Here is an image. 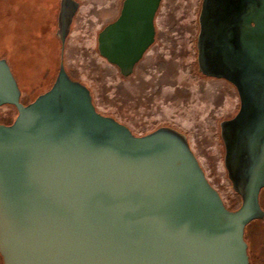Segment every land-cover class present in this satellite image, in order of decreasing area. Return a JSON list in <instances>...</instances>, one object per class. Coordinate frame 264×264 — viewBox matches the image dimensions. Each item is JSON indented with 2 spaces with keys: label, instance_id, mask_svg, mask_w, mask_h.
I'll use <instances>...</instances> for the list:
<instances>
[{
  "label": "water",
  "instance_id": "1",
  "mask_svg": "<svg viewBox=\"0 0 264 264\" xmlns=\"http://www.w3.org/2000/svg\"><path fill=\"white\" fill-rule=\"evenodd\" d=\"M159 3L123 0L98 32V53L123 76L153 42ZM199 22V64L214 69L206 74L242 94L246 78L264 82V0H202ZM4 105L16 115L0 123L2 264L249 263L243 233L259 217L264 136L241 205L230 210L183 134H134L100 113L62 62L50 88L22 104L0 58Z\"/></svg>",
  "mask_w": 264,
  "mask_h": 264
},
{
  "label": "rangeland",
  "instance_id": "2",
  "mask_svg": "<svg viewBox=\"0 0 264 264\" xmlns=\"http://www.w3.org/2000/svg\"><path fill=\"white\" fill-rule=\"evenodd\" d=\"M200 1L161 0L155 41L124 77L96 48L98 30L117 16L121 0H75L61 45L52 37L58 0H0V58L9 65L24 103L50 86L61 61L89 89L96 109L134 134L159 127L180 132L224 203L238 206L222 157L216 154L222 148L219 119L233 109L235 97L225 94L218 106L201 92L202 87H231L197 72L194 41ZM15 115L14 107H0V121H12ZM247 231L250 252L257 255L253 264H264V225L251 220Z\"/></svg>",
  "mask_w": 264,
  "mask_h": 264
},
{
  "label": "flooded vegetation",
  "instance_id": "3",
  "mask_svg": "<svg viewBox=\"0 0 264 264\" xmlns=\"http://www.w3.org/2000/svg\"><path fill=\"white\" fill-rule=\"evenodd\" d=\"M122 3L123 0H121L120 2V7L117 16L120 13ZM201 3L202 0L199 3V10L196 20L197 34L194 41L197 72L205 77L222 80L231 87L230 89L226 88L225 90H221V88H216V87H212V88L202 87L201 92L206 99L207 97L210 98L214 102V104H217L218 106H220V104L221 105L223 104V100H224L223 98L225 97V94H229L235 97V104L233 109L229 113H227L224 117L219 119V139L222 143L221 145L222 148L219 149L218 152H216V154L217 156L222 157L226 178L228 180V183L231 187L233 194L235 195L234 197L235 201H233V203L239 202L238 206L235 205L228 206L225 203L224 204L228 209L236 210L241 205L242 187L243 185H245L247 181V178L251 172V168H253L252 165L254 164V161L259 156L260 153L259 148L264 136L263 134L264 133V82L262 80H258L254 76L253 77L250 76L246 78L243 83L244 94H242L235 86V84L232 83L230 80L224 77L208 75L205 73V70H208L209 72L214 71L213 68L204 67V66L200 67L198 60L199 45H198L197 35L200 26L199 13L201 9ZM75 4H76L75 0H66L64 2V8H62L61 0H58L59 6L57 9L54 10V12H52V20L54 23L52 37L55 40V42L58 43L59 45L63 43L65 44L66 36L70 29L71 21L75 12V9H73L72 6ZM117 16L113 18L111 21L115 20ZM155 17H154V31H155L154 39L153 42L150 44V46L147 48V50L152 46V44L155 41V36H156ZM111 21H109L108 23H110ZM106 24H104L100 28V30ZM100 30H98V32ZM96 48H97V37H96ZM147 50L142 55L141 59L143 58ZM101 58L107 62V60L102 56ZM141 59L139 60V62L141 61ZM60 62L61 61H59V64ZM65 72L70 79L84 84L80 79L74 76L72 72H69L67 70H65ZM57 73L58 70L57 72H55L54 80L57 76ZM20 101L22 104H26L21 100V94H20ZM215 189L219 192L217 188ZM263 190H264V185L259 189L258 192L259 217H256L252 220L259 221L264 225V196L262 197V199L260 196V193H262ZM248 223L244 228L243 237L247 245V254L249 260L248 264H253V261L254 259L257 258V255L255 253L250 252V244L247 240V235L249 234V232L247 231ZM0 264H2L1 256H0Z\"/></svg>",
  "mask_w": 264,
  "mask_h": 264
},
{
  "label": "trees",
  "instance_id": "4",
  "mask_svg": "<svg viewBox=\"0 0 264 264\" xmlns=\"http://www.w3.org/2000/svg\"><path fill=\"white\" fill-rule=\"evenodd\" d=\"M58 68H59V63H58L57 70H58ZM56 72H57V71H56ZM53 81H54V79H53ZM53 81H52V83H53ZM52 83H51V84H52ZM51 84H50V86H51ZM50 86H49V87H50ZM49 87H48V88H49ZM48 88H47V89H48ZM47 89H45L44 91H46ZM44 91H43V92H44ZM39 94H41V93H39ZM39 94L35 95V97L38 96ZM35 97H34V98H35ZM34 98H33V99H34ZM33 99H32V100H33ZM30 101H31V100H30ZM30 101H28V102H30ZM10 106H12V105H10ZM1 107H2V106H1ZM12 107H13V106H12ZM15 110H16V109H15ZM11 122H12V121H0V123H5V124H9V123H11Z\"/></svg>",
  "mask_w": 264,
  "mask_h": 264
}]
</instances>
